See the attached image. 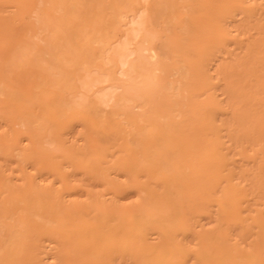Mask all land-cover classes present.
Returning a JSON list of instances; mask_svg holds the SVG:
<instances>
[{"label": "rangeland", "instance_id": "rangeland-1", "mask_svg": "<svg viewBox=\"0 0 264 264\" xmlns=\"http://www.w3.org/2000/svg\"><path fill=\"white\" fill-rule=\"evenodd\" d=\"M10 262L264 264V0H0Z\"/></svg>", "mask_w": 264, "mask_h": 264}, {"label": "bare ground", "instance_id": "bare-ground-1", "mask_svg": "<svg viewBox=\"0 0 264 264\" xmlns=\"http://www.w3.org/2000/svg\"><path fill=\"white\" fill-rule=\"evenodd\" d=\"M126 5V4H125ZM163 11V10H162ZM161 14V13H160ZM72 25V24H71ZM66 28H68V27H65V29ZM64 29V28H63ZM70 30V29H69ZM63 31V30H62ZM68 32V31H67ZM136 32H137V30L134 32L135 34H136ZM133 33V34H134ZM146 34V33H145ZM57 38H59V36L57 37H55L54 39H52L51 41H50V44H49V46H51L52 48L53 47H56L57 46V41H58V39ZM60 39V38H59ZM80 39V38H79ZM89 45V44H88ZM48 46V47H49ZM51 47H49L50 49H51ZM101 47V46H100ZM57 48V47H56ZM65 48V47H64ZM60 49V48H59ZM58 48H57V52H59L60 50H59ZM68 49H69V47H68ZM22 50V49H21ZM37 50V49H36ZM65 50V52L67 51V49H64ZM18 51V50H17ZM48 51V50H47ZM51 51V53H53V50H50ZM54 51H55V53H53V54H55V58H56V60L58 59L59 61L61 60V57L62 56H60V55H62V54H64V52H63V50H61L60 52H59V54H57V52H56V50L54 49ZM87 52H89V50H87L86 48H84V49H82V48H80V49H76V50H74L73 51V54H74V56L71 58V57H69L67 60H69L70 58H71V61H74V65L78 62V60L81 58V57H84V56H88V54H87ZM14 53V52H13ZM21 53V52H20ZM19 53V54H20ZM33 53H34V51H33ZM116 53H118L119 55H121V56H123V57H125L126 56V54H125V52H124V48H123V46H122V48L121 47H119L117 50H116ZM23 54V53H22ZM21 54V55H22ZM100 54V53H99ZM64 56V55H63ZM18 57H20V56H18ZM25 57V56H24ZM64 57H66V56H64ZM120 57V56H119ZM141 57V56H140ZM139 57V58H140ZM53 58V57H52ZM63 58V57H62ZM136 58V57H135ZM143 58V57H142ZM141 58V59H142ZM21 59V58H20ZM124 59V58H123ZM136 59H138V57L136 58ZM17 60H18V58H17ZM53 60H54V58H53ZM66 60V61H67ZM146 60V59H145ZM51 61H52V59H51ZM61 62V61H60ZM121 62V61H120ZM141 62V60L140 59H138L136 62H132L130 65H129V67H130V69L133 71V72H135V73H137V72H139L140 70H141V68L143 67V64H141L140 63ZM143 62V61H142ZM54 63H55V61H54ZM63 62H61L60 64H62ZM66 63V62H65ZM91 63V62H90ZM124 63V62H123ZM147 63V62H146ZM30 64V63H29ZM77 65V64H76ZM147 67V66H146ZM67 68H68V66H67ZM148 68V67H147ZM64 69H66L65 67H64ZM67 70V69H66ZM188 70V69H187ZM227 70V69H226ZM192 71V70H191ZM195 71V70H194ZM64 72H66V71H64ZM69 72V71H68ZM143 72V71H142ZM144 73V72H143ZM194 73V72H193ZM97 74V73H96ZM130 74H131V72H130ZM194 75V74H193ZM185 76V75H184ZM69 77H70V75H69ZM110 77V76H109ZM186 77V76H185ZM68 78V77H67ZM66 78V79H67ZM187 78V77H186ZM91 80H92V78H91ZM188 80V79H187ZM134 82V81H133ZM147 82V81H146ZM188 82V81H187ZM141 82H139V84H140ZM130 84H132V82H129V87H127V85H126V89H128L127 90V94H128V97H131L132 95H133V93L130 91V90H133L134 89V87L135 86H133V84L132 85H130ZM142 84H144V81H143V83ZM45 85V84H44ZM125 85V84H124ZM144 86V85H143ZM192 88V87H191ZM152 90H147V91H145V93H143V94H141V96H143V97H147V98H149V100L151 101H153L154 100V98H156V97H154V95H153V93H154V89L153 88H151ZM136 91V90H135ZM152 91H153V93H152ZM58 92V91H57ZM160 92V91H159ZM59 93V92H58ZM194 93V92H193ZM55 94H56V92H55ZM159 96V95H158ZM160 96H161V94H160ZM18 97H19V95H18ZM127 97V96H126ZM84 98V97H83ZM174 98V97H173ZM173 98H171V100L173 99ZM102 99V98H101ZM157 99V98H156ZM167 99V98H166ZM19 100V99H18ZM146 100V99H145ZM161 100V99H160ZM159 100V101H160ZM188 100V99H187ZM89 101V100H88ZM102 101V100H101ZM173 101V100H172ZM180 101V100H179ZM190 101V100H189ZM90 102H91V100H90ZM154 102H155V100H154ZM156 102H158V101H156ZM177 103V102H176ZM94 104V103H93ZM68 105V104H67ZM86 106V105H85ZM42 108V107H41ZM82 108V107H81ZM84 108V107H83ZM87 108H88V106H87ZM54 109V108H53ZM53 109H52V111H53ZM48 113V112H47ZM50 114H52V113H50ZM34 115V114H33ZM52 116V115H51ZM243 116V115H242ZM39 117V116H38ZM58 117V116H57ZM244 117V116H243ZM32 119H33V117H32ZM167 120V119H166ZM152 122V121H151ZM169 122V121H168ZM138 123V122H137ZM153 123H154V121H153ZM188 123H189V121H188ZM50 125V124H49ZM156 125V124H155ZM137 127L138 126H140V125H136ZM160 126H162L161 128H160ZM159 126V130L157 129V130H155L154 131V133L152 132V133H150L151 135V137L152 138H156L157 137V139H159V137H162L161 136V130H162V128L164 129V130H166V129H169V130H171V129H173V125L171 124V123H167V124H165V122H163V125H160ZM199 126V125H198ZM45 127V126H44ZM41 128H42V126H41ZM204 128V127H203ZM43 130V129H42ZM55 131V130H54ZM53 131V132H54ZM141 131H142V129H141ZM157 131V132H156ZM202 131V130H201ZM140 132V131H139ZM55 135V134H54ZM53 135V136H54ZM149 135V134H148ZM167 138H168V136H166ZM172 136H170L169 137V139H167V141L165 142V144L166 145H168L169 144V142L171 143L170 145H172V146H174V144H172L173 143V138H171ZM141 138H144V137H141ZM144 140V139H143ZM146 140V139H145ZM151 140V139H150ZM156 140V139H155ZM163 140V139H162ZM164 142V141H163ZM177 143H178V141H176ZM162 143V142H161ZM168 143V144H167ZM175 143V142H174ZM185 143H186V141H185ZM188 143V142H187ZM193 143H194V141H193ZM176 144V143H175ZM183 144H184V142H183ZM164 146V145H163ZM178 147H180V146H178ZM178 147H176V151L178 150L177 148ZM168 148H169V146H168ZM171 148H173V147H171ZM202 148H204V147H202ZM162 149V148H161ZM166 149V148H165ZM183 149V148H179V154H180V152H181V150ZM191 149V148H190ZM204 149H206V148H204ZM203 149V150H204ZM173 150H174V148H173ZM198 150V149H197ZM158 151V150H157ZM161 151L162 150H160V152H158L157 153V155H156V153H155V157L157 158V160H158V158L160 159H163L165 156H166V153H161ZM175 151V152H176ZM183 151V150H182ZM200 151H201V149H200ZM203 152V151H202ZM173 153H174V151H173ZM196 153V152H195ZM204 153H206V155H211L212 156V154L211 153H208L207 154V152H203V154ZM197 154V156H198V153H196ZM143 155V154H142ZM182 155H185V153H183ZM214 155V154H213ZM151 157H152V155H151ZM165 158H167V157H165ZM205 158V157H204ZM153 160V159H152ZM173 161H171V163H172ZM184 162V161H183ZM188 164V163H187ZM186 165V164H185ZM188 165H190V164H188ZM188 165H187V167H188ZM176 166V165H175ZM170 168V167H169ZM177 169H176V174H178L177 173ZM188 174V173H187ZM192 176V175H191ZM189 177V176H188ZM177 181V180H176ZM181 182V181H180ZM181 187V186H180ZM167 188V187H166ZM186 190V189H185ZM29 198V197H28ZM33 200H35V199H33ZM37 200V199H36ZM177 200H179V199H177ZM28 202V201H27ZM174 202H175V200H174ZM32 207V206H31ZM36 207V206H35ZM34 207V208H35ZM40 209V208H39ZM39 209H37V210H39ZM160 209H162L161 207H160ZM28 210V209H27ZM165 210V209H164ZM164 210H161V211H164ZM165 212H166V210H165ZM112 213V212H111ZM164 213V212H163ZM162 214V213H161ZM166 215V214H165ZM169 216V215H168ZM57 218V217H56ZM55 218V219H56ZM128 219V218H127ZM126 219V220H127ZM163 220H164V218H162ZM165 221V220H164ZM123 225H125L124 223H123ZM25 226H26V223H25ZM16 227V226H15ZM26 228H27V226H26ZM21 229V228H20ZM89 230V229H88ZM89 232H90V230H89ZM89 234V233H88ZM6 235V234H5ZM18 236H19V234H18ZM134 239V238H133ZM24 242V241H23ZM130 243V242H129ZM22 244V243H21ZM19 245V244H18ZM5 246H6V244H5ZM74 246V245H73ZM92 246V245H91ZM132 247V246H131ZM76 249V248H75ZM11 249H8L7 250V252L9 253H11ZM130 251V250H129ZM114 252H115V250H114ZM16 253V252H15ZM206 255V254H205ZM219 255V254H218ZM7 257V256H6ZM209 258V257H208ZM20 259V258H19ZM139 259V258H138ZM209 260H210V258H209ZM212 260V259H211ZM210 260V261H211ZM204 262H205V259H204ZM11 263V262H10ZM12 264V263H11Z\"/></svg>", "mask_w": 264, "mask_h": 264}]
</instances>
